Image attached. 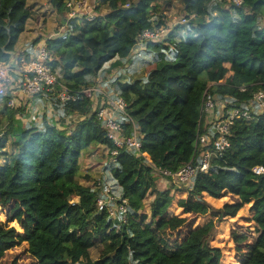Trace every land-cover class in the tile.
<instances>
[{"label": "trees", "instance_id": "16d2710c", "mask_svg": "<svg viewBox=\"0 0 264 264\" xmlns=\"http://www.w3.org/2000/svg\"><path fill=\"white\" fill-rule=\"evenodd\" d=\"M66 1L49 0L64 28L45 44L48 65L74 99L60 102L53 91L42 97L59 124L69 115L77 120L65 128L45 117L24 125L5 103L7 95L1 99L0 207H12L7 220H0V259L9 245L26 242L36 264H219L220 249L210 243L213 223L193 225L178 215L210 210L205 195L228 194L239 201L224 203L217 216L234 217L248 206L253 243L242 264H264V174L253 173L264 166V109L254 98L264 93V0H96L92 18L67 17ZM179 11L185 22L129 58L145 30L166 28L168 16ZM43 18L27 0H0V64L8 62L27 22ZM123 60L130 69L108 78V70ZM145 64L153 67L134 77ZM102 75L103 86L126 103L141 135L140 151L161 169L174 172L196 157L205 91L226 110L248 109L251 118L234 121L223 155L175 199L171 190L156 189L154 169L137 151L111 155L115 146L92 100L81 93ZM123 125L126 132L129 126ZM84 153L106 161L105 181L127 202L125 222L121 213L114 219L97 210L104 180H79ZM174 202L177 212L171 211ZM13 220L21 233L8 224ZM164 225L183 229L173 247H161L156 236ZM233 237L238 242L246 235Z\"/></svg>", "mask_w": 264, "mask_h": 264}, {"label": "built area", "instance_id": "2783aa9c", "mask_svg": "<svg viewBox=\"0 0 264 264\" xmlns=\"http://www.w3.org/2000/svg\"><path fill=\"white\" fill-rule=\"evenodd\" d=\"M239 4L240 0H234ZM96 0H67V17H88L95 15L94 5ZM178 22H185L181 19ZM168 32L166 28H154L145 30L136 45L140 47L147 41H160ZM33 56L24 61L23 59L15 62H4L0 64V98L5 97L6 83L8 79L17 77V88L27 96L45 95L47 91H53L60 102L74 99V94L68 87L58 81L56 74L48 65L49 51L46 44H40L34 48ZM133 51L131 52L132 55ZM95 84L81 90V93L89 97L93 102V108L97 111V117L102 121V127L106 137L112 141L115 148L111 152L114 156L119 149L135 150L142 155L146 162L153 167L155 175H159L164 180L169 179L177 186L189 188L192 178L197 172H207L210 160L213 157H221L225 149L229 146L230 130L236 119H250L251 114L248 109L231 108L226 110L225 105H220L218 100L209 92H204L203 102L200 113L204 131L196 139V157L183 165L177 171L172 172L167 169H161L153 164L150 157L140 151L141 135L134 120L126 111V103L121 97H114L113 92L103 86L101 79H96ZM260 110L264 109V93L258 91L254 94ZM15 97L7 101V106H15ZM129 127L125 132L123 124ZM256 175L264 174V166L253 168ZM100 184L101 192L96 201L98 211L106 210L114 219L121 213L120 222L126 221V200L120 195L112 192L109 183Z\"/></svg>", "mask_w": 264, "mask_h": 264}, {"label": "rangeland", "instance_id": "374dc122", "mask_svg": "<svg viewBox=\"0 0 264 264\" xmlns=\"http://www.w3.org/2000/svg\"><path fill=\"white\" fill-rule=\"evenodd\" d=\"M28 4L36 6L37 3L29 2L32 0H27ZM39 3H44L45 0H38ZM43 5V9L48 14V16H45L43 19L45 20L43 23L34 24L32 22H28L27 28L28 33L25 37H31L34 35V39L37 37L47 38V37H55L57 35H60L63 32V28L61 27V15L56 14V12L51 11L50 8H46V5ZM41 4L37 5L38 9H41ZM183 16L182 11L174 12L168 16V19L166 21V29H169L174 24L178 23V21H181ZM261 24L264 25V22L261 21ZM26 32H24L20 38L23 40L24 35ZM264 40V39H263ZM262 40V41H263ZM28 41L27 38L22 42ZM261 41V42H262ZM261 47H264V41ZM144 49V46L141 45L140 47H136L133 50L132 56L130 58H133L134 60L138 58L137 56H140L141 51ZM144 52V51H143ZM145 53V52H144ZM144 53L142 57H144ZM144 60V59H143ZM142 62V61H141ZM110 65V63H107L105 66L106 68ZM130 63L127 64H121L117 67H111L106 73L107 77H114L119 78L122 76L120 73L128 71L130 69ZM127 70H124V68ZM153 67V64H145L141 66L137 70L136 75L134 77H141L142 75H145L146 72L149 71ZM105 75V74H104ZM100 79L105 81V78L100 76ZM11 89H9V86H6V94L10 93ZM41 97V96H40ZM11 97H8L10 99ZM13 98V97H12ZM30 98V97H29ZM2 98H0L1 101ZM5 99V103L7 100ZM15 106L9 107L12 108V112H22L25 118L23 119V123L25 122V125L30 123L38 124L42 121L43 117L47 118L51 123L58 124L57 126L62 127L61 125H66L63 128L69 126L73 121L77 118L75 115H69L66 116L63 120L66 124H59V117L56 113L52 112L50 110V107L47 105L45 106V101L41 99H33L32 102H25V98L19 99L18 97L15 98ZM94 106V105H93ZM28 107V108H27ZM16 112H15V111ZM75 120V121H76ZM217 158V157H213ZM211 158L209 167L211 166V161L213 160ZM105 160L101 159L100 161L94 160L92 156H90L87 153H84L80 157V176L79 180L84 183L83 176L84 175H90L91 181H99V180H106L108 177V173H104L103 171V165L105 164ZM106 183V182H104ZM155 187L159 190H171V193L175 196V199H180L185 196V192H183L181 189L183 187L177 186L176 184L172 183L170 180H164L159 175H155ZM204 199L207 201V203L210 205L211 209L203 210V211H195L192 210L189 213L185 214H179L178 216L185 217L186 219H192L193 225L205 223L208 221H211L213 223V229L210 233V243L214 245L215 247L220 249V253L222 254V258L219 264H242L243 261L246 258V255L249 251V245L253 243V238L250 237V233L253 234L254 229V223L251 220L252 211L250 209H247L248 206H244L234 217H218V213L215 212V210L220 209L224 203H233L235 200L239 201V198L237 196H229L226 194L225 196L222 195L220 197H209L207 195L204 196ZM148 201H146L147 203ZM250 206V204H249ZM11 207L12 204H8L6 207H0V220L6 221L8 217V213H11ZM174 209L171 208V211L174 212L179 211V209L176 208V202H174L173 206ZM9 225L14 226L18 232H22V228L20 224L16 221H10L8 222ZM21 228V230H20ZM183 233V229L178 231H172L167 226L161 227L157 233L156 236L161 239V247H173L175 246L179 241V236ZM238 234L245 236V239L240 241H235L233 235ZM0 264H36V259L28 253V244L26 242L21 243H13L9 245L3 256L0 259Z\"/></svg>", "mask_w": 264, "mask_h": 264}, {"label": "crops", "instance_id": "0c3cea01", "mask_svg": "<svg viewBox=\"0 0 264 264\" xmlns=\"http://www.w3.org/2000/svg\"><path fill=\"white\" fill-rule=\"evenodd\" d=\"M29 2H34V3H37V5H39V4H44V5H46V8H50V4H49V0H45V2L44 3H39V1L38 0H32V1H29ZM27 3H28V1H27ZM35 6L36 8H38V6ZM51 9V8H50ZM40 10V13L42 14V17L44 16H48V14L45 12V10L43 9V5H42V7H41V9H39ZM27 24H28V22H27ZM39 24V23H38ZM62 28H64L63 26H61ZM24 32H26L25 33V35H24V37H22V38H24L23 40L19 37V39H18V42H17V44H16V46L14 47V49L11 51V53H10V57H9V60H8V62H15V61H21L22 59L24 60V61H26V60H28V59H30L32 56H33V54H34V52H35V49L34 48H37V46L38 45H40V44H43V43H45V40L47 39V38H49V37H47V38H42V37H37V38H35L34 39V35H32L30 38L29 37H25L26 35H27V33H28V28H27V25H26V28H25V30L20 34V36L24 33ZM25 38H27V40L28 41H26V42H24L23 44H22V42L25 40ZM123 62V64H127V62L128 61H126V60H123L122 61ZM110 66V65H109ZM124 68V67H123ZM125 69V68H124ZM96 79H99V77H96L95 78V80ZM17 77L16 76H14V78L12 77L11 79H8L7 81H5V83H6V85L7 86H9V89H11V92L10 93H8L7 94V97H18L19 99H21V98H25V102H32V100L33 99H39L38 97H40L41 96V98L44 100V97H42V95H36V96H33V97H27V96H25V95H23L20 91H19V89L17 88ZM45 101V100H44ZM47 102V101H46ZM46 102L45 103H43V104H45V106H46ZM1 106H3V104H1L0 103V107ZM28 108V107H27ZM15 118H20L21 119V121H22V123H23V119L25 118V116L23 115V114H21V113H19V112H17L16 114H15ZM24 125H25V122L23 123ZM28 125V124H27ZM56 125H58V124H56ZM234 202H237L236 200L234 201Z\"/></svg>", "mask_w": 264, "mask_h": 264}, {"label": "clouds", "instance_id": "9594fccd", "mask_svg": "<svg viewBox=\"0 0 264 264\" xmlns=\"http://www.w3.org/2000/svg\"><path fill=\"white\" fill-rule=\"evenodd\" d=\"M129 58H130V56H129ZM100 79V78H99ZM177 171V170H176ZM175 172V171H174ZM166 180H169V179H166ZM171 181V180H170ZM184 188V187H183Z\"/></svg>", "mask_w": 264, "mask_h": 264}]
</instances>
